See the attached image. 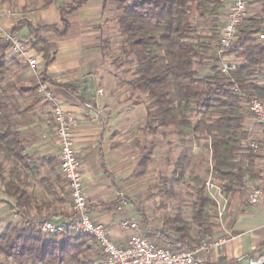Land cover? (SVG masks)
<instances>
[{"label": "crops", "instance_id": "1", "mask_svg": "<svg viewBox=\"0 0 264 264\" xmlns=\"http://www.w3.org/2000/svg\"><path fill=\"white\" fill-rule=\"evenodd\" d=\"M224 1L225 6L220 15L222 23L227 20L233 0ZM67 3L68 0H55L51 5L45 6L43 0H0L1 31L21 37L31 55L37 57L39 70L42 71L37 76L36 87L44 73L48 90L56 103L79 118L74 141L85 177L83 183L88 195L89 212L95 222L103 224L110 236L124 246L135 233L122 227V222L127 219L137 222L146 236L167 230L163 220L156 227L154 224L141 225L140 215L134 214L128 206H123L119 198V192L122 194L127 178L139 161V152L145 140L146 115L134 123L130 122L133 114L122 111L125 102L136 101L129 91L130 86H124L121 93L119 80L122 75L126 77L130 72L128 68L121 70L116 61L118 58H113L118 43L122 44L121 52L124 48L125 38L121 35L117 22L120 13L107 5L105 0H89L74 15L68 17L69 33L66 37H61L51 27L61 25L60 9ZM24 22L35 28H44L39 36L55 46V58L49 67H46L43 56L32 48L33 38L30 37L29 28L23 27ZM244 26L264 30V0H249L248 18ZM251 37L259 41L257 34ZM0 40L3 41L1 33ZM217 47L210 56L213 61L201 67L202 78L212 76L213 65L219 69L222 62L231 63L236 69L246 64L240 50L230 51L220 59L216 54ZM5 54L12 55L8 51ZM22 65V69L24 66L30 68L24 63ZM133 69L135 70L134 67ZM22 79H27V75L22 74ZM251 80L253 84L264 87V65L255 70ZM21 82L23 85L18 86L15 98L12 97L19 111L12 123L25 144V160L17 171H21V187L26 194H32L38 204L36 209L29 211L17 209L14 199L6 197L0 186V200L4 201L0 205V222L8 220L9 225L24 228L34 226L40 230L43 221L71 217L70 192L60 171L53 102L39 98L29 87L28 81ZM246 101L242 103L245 118L243 126L249 138L243 147L252 142H259L261 146L258 152L253 151L256 154L253 171L255 178L247 179L246 185L262 184L264 125L259 124L249 112ZM168 131L170 134L171 129ZM156 136L161 140L166 138L165 132ZM172 138H175L174 134L167 138L169 144ZM172 151L168 148V152ZM0 164L8 172L15 166L13 161H7L3 157H0ZM246 185L229 196L217 191L213 193L211 199L216 205L211 213L214 214L212 221L217 224V228L213 238L201 244L214 241H221L222 244L206 253L196 254L197 259L204 264H248L251 259L264 257V198L257 205H250ZM152 238L156 245H166L158 235L153 234ZM196 246L198 245L193 248ZM89 248L91 259L95 261L93 253L100 252L95 241L90 242Z\"/></svg>", "mask_w": 264, "mask_h": 264}, {"label": "trees", "instance_id": "2", "mask_svg": "<svg viewBox=\"0 0 264 264\" xmlns=\"http://www.w3.org/2000/svg\"><path fill=\"white\" fill-rule=\"evenodd\" d=\"M54 1L43 0L45 6ZM88 1L68 0L60 9L61 25L51 29L66 37L70 29L68 17ZM105 1L120 12L117 22L125 38L123 56L135 59L134 78L129 84L136 103L146 107L145 132L156 135L172 129L185 143L209 140L213 161L209 172L219 183L220 191L229 196L244 188L247 179L255 178L256 154L248 146L243 147L249 136L243 126L245 99L241 95L264 101V87L251 80L255 70L264 65V45L251 36L264 30L241 26L229 52L240 50L246 64L230 75L221 74L213 65V75L202 78L197 67L213 61L210 56L218 46L224 0ZM23 24L33 38L32 48L43 56L49 67L55 58V46L39 36L44 28ZM8 47L0 40V76L6 71L1 59ZM46 79L43 73L41 82ZM18 114L10 96L0 86V157L15 164L10 172L0 164V186L6 197L14 199L17 209L29 211L36 209L38 203L21 187V171H17L25 160L23 138L12 123ZM191 136L193 139H189ZM187 164L186 156L179 157L171 178L164 182L181 184L186 177ZM139 166L145 170L146 158ZM3 202L0 200V205ZM215 205L200 189L192 204L190 221L181 215L164 219L168 232L154 233V236L158 235L165 246L174 251H192L193 246L213 238L217 224L209 211ZM56 237L46 239L34 226L24 228L10 224L0 232V259L13 264H95L88 255L93 238L86 235ZM148 237L153 241V234Z\"/></svg>", "mask_w": 264, "mask_h": 264}, {"label": "built area", "instance_id": "3", "mask_svg": "<svg viewBox=\"0 0 264 264\" xmlns=\"http://www.w3.org/2000/svg\"><path fill=\"white\" fill-rule=\"evenodd\" d=\"M249 0H233L229 6L227 20L220 28V37L216 54L223 59L232 48L239 28L245 24L248 18ZM0 33L2 39L8 44L7 51L19 61L28 65L32 70L38 69L37 57L31 55L30 49L21 37L13 33ZM258 40L264 45V32L258 35ZM220 73L230 75L236 70V66L222 62L219 66ZM46 82H40L38 92L48 102H53V122L57 138L59 140L60 171L70 192L71 217L65 220H46L40 224V231L46 239L55 236H80L92 237L99 250L103 254V264H204L197 259V253H206L211 248L221 246V241L205 242L193 248L192 251H174L166 246H158L140 230L137 222L127 219L122 222L126 231H135L126 245L118 244L110 236L107 228L92 218L89 212L88 195L85 187V177L82 172L74 141V131L79 125V118L65 111L49 92ZM239 93L238 89H235ZM101 92V91H100ZM241 93H239L240 95ZM247 108L259 124L264 125V101L249 99ZM252 151L258 152L261 148L259 142H252L249 146ZM208 190L221 193V189L213 183H208ZM248 203L257 205L264 198V183H248ZM248 264H264V257L251 259Z\"/></svg>", "mask_w": 264, "mask_h": 264}, {"label": "rangeland", "instance_id": "4", "mask_svg": "<svg viewBox=\"0 0 264 264\" xmlns=\"http://www.w3.org/2000/svg\"><path fill=\"white\" fill-rule=\"evenodd\" d=\"M121 45L120 43L116 45L117 47L113 53V58H118L116 61L118 62L121 70L128 68L130 72L126 77L123 75L122 78L120 77L121 79L119 80V85L122 86V93L125 87L130 86L129 82H131L134 78L133 73L135 71L133 69V63L135 59H133V56H131L130 59L125 58L123 56V51L121 52ZM121 61L122 63H120ZM1 62L4 64L6 71L3 76H0V86L8 93L13 104V98H15V95L19 90L18 86L23 85L21 80L24 82L28 81L29 87L35 91V94L39 98L44 99V97L38 92V87H36L37 76L41 74L42 71L39 70L40 67L33 71L27 66H24V69H22V63L20 64L15 57L7 54H4ZM118 64L116 63V65ZM25 70H27V73ZM197 71L199 72V77H203V70H201V66L197 67ZM22 74H26L27 79H22ZM129 91L132 93V98L135 100L136 95L133 93L131 86ZM122 111L123 113L126 111L133 114V117L130 118V122L134 121V123L137 121L139 122L140 118L145 116L147 113L146 107L143 103L142 105H139L134 103L132 100L123 104ZM197 118L201 119L202 116H197ZM197 118L194 119L197 120ZM168 130L162 131L166 134V138H164V140H161L160 137H157L156 135H152L144 131L145 140L143 142V148H141L139 152V161L137 165L134 166L132 173V167L129 169L131 174L127 178L128 180L125 186H123L124 190H122V194L119 192V198L122 202L121 204L123 206H128L134 214H139L142 219L141 225L143 226H150L154 224L156 227L162 220L164 221V219L174 216L177 217V215H181L185 220L190 221L192 204L196 201L197 194L200 189H202V191L204 190V194L207 197L212 198L213 193L215 192L208 190L207 184L213 183L220 188L219 183L216 179H214L212 173L209 172V170L213 167L212 154L209 150L210 141L203 139L200 142L193 141L192 143H185L181 138L175 135V138H172L169 144L167 138L169 135H173V130L171 129L170 134L168 133ZM192 137L193 136L189 137V139H193ZM168 148H171L173 151L171 153L168 152ZM182 156H186L188 159L186 177L183 182L179 185L172 182H164V179L169 180L171 178L175 161ZM144 158L147 160V167L142 171L139 163ZM221 194H223L222 191ZM212 209L213 207H211L209 211L211 218L214 217V214L211 213ZM8 225V220L0 222V232H3ZM167 232L168 231L164 229V231H160L158 233L164 234ZM195 232L194 234H196ZM154 233L156 234L157 232H153L152 234ZM146 237L149 238L148 236ZM56 238L60 239L59 237ZM100 252L93 253L96 259L95 261L93 259L91 260H93L96 264H103V254ZM88 255L92 258V253L89 252ZM0 264L13 263L0 259Z\"/></svg>", "mask_w": 264, "mask_h": 264}]
</instances>
